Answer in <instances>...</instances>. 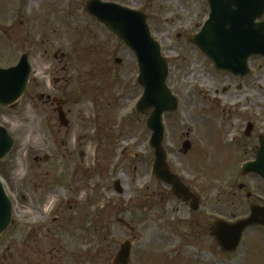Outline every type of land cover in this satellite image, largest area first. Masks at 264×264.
<instances>
[{"label":"rangeland","instance_id":"1","mask_svg":"<svg viewBox=\"0 0 264 264\" xmlns=\"http://www.w3.org/2000/svg\"><path fill=\"white\" fill-rule=\"evenodd\" d=\"M87 1L0 0V68L16 66L24 54L32 66L18 107H0V126L15 140L2 162L13 222L1 254L18 264L23 249L40 242L35 246L56 264H103L105 253L131 242L134 264H264V230H248L237 254L224 256L154 177L147 118L134 113L142 95L135 58L85 12ZM103 1L142 9L170 64L168 86L180 109L165 124V151L173 173L201 199L193 217L212 226L250 214L238 184H248L250 193L262 186L240 171L264 136V63L255 62L247 80L236 79L190 43L207 19L208 0ZM54 94L70 100L68 128L39 101ZM187 140L192 148L183 154ZM257 241L259 253L251 244Z\"/></svg>","mask_w":264,"mask_h":264},{"label":"water","instance_id":"2","mask_svg":"<svg viewBox=\"0 0 264 264\" xmlns=\"http://www.w3.org/2000/svg\"><path fill=\"white\" fill-rule=\"evenodd\" d=\"M211 14L202 32L191 39L215 65L216 70L226 71L235 76H249L248 61L253 56L264 57V23L256 20L264 15V0H209ZM85 10L100 23L112 31L132 51L139 66L138 84L144 94L136 107L138 116H147L154 112L148 126L153 131L151 147L155 151L154 176L172 187L174 195L189 203L193 195L174 174L167 164V155L163 148L165 130L163 116L178 111V100L167 86L169 67L163 58L160 45L152 38L147 16L142 12L125 8L101 0H89ZM120 63V60L117 61ZM32 66L27 54L23 55L17 66L0 68V106L15 108L24 96ZM57 102V101H56ZM60 122L69 125L63 108L58 109ZM248 127V134L252 131ZM15 141L6 128L0 127V161L13 149ZM191 144H184L185 153ZM49 157L45 158V162ZM255 173L264 181V140L255 162L245 164L242 174ZM116 190L122 193L121 184ZM192 209H199V200L194 199ZM12 203L0 182V236L11 226ZM264 227V208L254 206L249 217L235 223L216 220L211 228L212 237L225 253H235L241 243L244 232L251 227ZM132 246L130 242L122 245L115 264H129Z\"/></svg>","mask_w":264,"mask_h":264},{"label":"flooded vegetation","instance_id":"3","mask_svg":"<svg viewBox=\"0 0 264 264\" xmlns=\"http://www.w3.org/2000/svg\"><path fill=\"white\" fill-rule=\"evenodd\" d=\"M130 8H133V7H130ZM137 9H139V8H137ZM206 11H208V15H209V13H210V6H209V2H208V8L206 9ZM208 15H207V18H208ZM149 19V18H148ZM256 23L257 24H263L264 23V15L260 18V19H258V20H256ZM100 26H101V29L103 30H105V32L107 31L108 33H110V34H112L110 31H108L107 30V28L104 26V25H102V24H99ZM114 37H116L114 34H112ZM117 38V37H116ZM118 39V38H117ZM119 40V39H118ZM119 42L122 44V46L123 47H125V49L123 50V51H121V53H123V52H125V50L127 49L129 52H130V54H131V56L133 55V53L128 49V47L122 42V41H120L119 40ZM196 47V46H195ZM197 49H198V47H196ZM199 50V49H198ZM115 52H117V49L115 50ZM111 57H114L113 59H115V63L116 64H118L117 63V61L118 60H120V63L118 64V65H120V64H123V61H122V59L121 58H116V56H111ZM133 57H134V55H133ZM135 58V57H134ZM126 60H128V59H126ZM255 62H262V63H264V58L262 57V56H254V57H252L251 59H250V61H249V66H250V76L252 75V70H254L255 69V66H254V63ZM251 63H252V66H251ZM170 65V64H169ZM135 68H136V70H135V75L138 73V75H137V78L135 79L136 80V83H137V80H138V76H139V69H138V65H137V62H136V58H135ZM226 74H229V75H231V76H233L234 78H236V79H241V80H247L248 78H241V77H236V76H234L233 74H231V73H228V72H225ZM61 83V81H60V79L59 80H57L56 82H55V87L53 88V91L54 92H56L57 90H56V87L59 85ZM136 83H135V85H134V87H131V90L133 91V93H135L136 92V90H137V85H136ZM140 90H142L141 88H140ZM139 90V91H140ZM143 92V91H142ZM39 101L43 104V105H45V106H51L52 108H54L55 109V111L57 112V114H58V108H60V107H62L63 108V111H64V114L66 115V119L68 120V114H69V112L70 111H66V108L70 105V100L69 99H67V98H65V97H63V96H58V95H56V94H54V96L52 97L51 95H49V96H40V98H39ZM57 101V102H56ZM179 101V100H178ZM53 109V110H54ZM179 109H180V102H179ZM12 110V109H11ZM179 112V111H178ZM178 112L176 113V114H178ZM152 114H153V110L151 109L150 111H149V115L146 117L147 118V123H146V128H147V137H148V139H149V146L151 147V141H152V137H153V131H152V129H150V127L148 126V123H149V120H150V118H151V116H152ZM176 114H166L165 116H164V125L166 124V122L168 121V120H173V118H174V116H176ZM58 119H59V117H58ZM69 121V120H68ZM70 122V121H69ZM59 123L61 124V127H63L62 126V123L60 122V120H59ZM70 126V125H69ZM68 126V127H69ZM67 127V128H68ZM65 128V127H64ZM253 129H254V126H253V128H252V131L248 134V131L246 132V135L247 136H251L252 135V133H253ZM171 131V130H170ZM189 136V135H188ZM174 139H173V142L174 143H176L177 142V140H178V137L177 136H175V137H173ZM264 140V136H260L259 137V145H261V140ZM186 142H190V141H186ZM168 143H170V141H167V130H166V127H165V136H164V143H163V145H164V149H165V146H167V144ZM191 143V142H190ZM191 148H192V144H191ZM191 150V149H190ZM254 150H256L255 151V153H252V155L250 156V158H249V160H247V161H245V163L244 164H247V163H249V162H253V161H255L256 160V158H257V154H258V152H259V148L257 147V148H254ZM190 152V151H189ZM167 154V153H166ZM184 154V153H183ZM81 157H83V155L81 156ZM167 157H168V155H167ZM38 161V160H37ZM243 164V165H244ZM170 167V166H169ZM2 168H4L3 167V165H2V162H0V180L2 181V183L4 184L5 182H6V178H5V172L3 171V169ZM241 169H242V167H241ZM5 171H6V169H4ZM170 170H171V172L173 173V171H172V169H171V167H170ZM4 173V175H3V173ZM240 173H241V177L242 178H248V177H254V179H255V181H260L261 182V184H262V186L261 187H259V186H255V188H254V193H250V192H248V188H249V185L248 184H238V189H239V191H238V193L240 194V193H242V192H247V194H246V196H247V198H246V200H247V202H248V204H249V202H251V205L249 206V208L251 209V207L252 206H264V182H263V180L258 176V175H256V174H248V175H243L242 174V171H240ZM175 174V173H174ZM175 175H177V174H175ZM178 176V175H177ZM180 179H181V181L183 182V184L190 190V192L194 195V197H193V199L191 200V202H194V199H195V197H197V198H199L198 196H197V193L194 191V190H192L191 189V187L190 186H188L187 184H186V182H185V180L183 179V178H181L180 176H178ZM14 181H13V179H12V183H11V185L12 186H14V183H13ZM238 183V182H237ZM165 186L169 189V191H170V193H172V191H171V187L170 186H168V185H166L165 184ZM263 192V193H262ZM261 198V199H260ZM200 199V198H199ZM180 201V200H179ZM181 202V204L184 206V208H186V209H190V211H189V216H190V218H191V223H190V225H193V223H195L196 224V226H197V229H198V232H199V234L198 235H204V238L206 239V240H208L210 243H211V245L212 246H215V245H217V242H216V240L212 237V235H211V226H210V221H209V218L208 219H206V217H204V222H202V221H200L199 219H197L196 220V218H194L193 216H195V215H197V214H199V211H200V208H202V206H201V199H200V208H199V210L198 211H191L192 210V205H191V202H189V203H185V202H183V201H180ZM246 204V203H245ZM249 215V214H248ZM248 215H245L244 217H247ZM244 217H241V218H244ZM241 218H239V219H241ZM236 220H238V219H236ZM236 220H231V222H234V221H236ZM127 228H130V226H128V225H126V223L125 222H122ZM250 230H264V228H262V227H256V228H251ZM247 233V232H246ZM245 233V234H246ZM244 234V235H245ZM44 239H47V238H44ZM0 240H2V237L0 238ZM29 240H32V238H29ZM36 240H38L37 238H36ZM38 243H40V242H35L34 244H31L30 246H28V247H26V249L24 250L23 249V252L22 253H20L19 255H18V258H19V262H18V264H56V262H55V260H56V258H54V256L51 254V253H46V252H44V250H42L41 248H38V247H36L35 245L36 244H38ZM22 244H25V243H22ZM27 244V243H26ZM242 244V243H241ZM251 244H253L254 246H255V249L258 251V253H259V247H258V245L260 244L259 243V241H257L256 243L255 242H251ZM33 245V246H32ZM41 245H42V243H41ZM252 245V246H253ZM218 246V245H217ZM254 246L252 247V248H254ZM2 248H3V246H2ZM2 248H0V264H9V259H8V256H7V252H5V254L3 253V254H1V250H2ZM241 248V245H240V247H239V249ZM238 249V250H239ZM60 250V249H59ZM119 250L120 249H118L117 251H116V253L115 254H110V255H107L106 253L103 255V264H115L114 262H115V259H116V257H117V255H118V252H119ZM52 251H55V249H52ZM238 252V251H237ZM237 252L236 253H223L224 254V256H233V255H236L237 254ZM27 255V256H26ZM259 255V254H258ZM49 257V258H48ZM177 259H179L178 257L177 258H175L174 260H177ZM134 259H133V247H132V256H131V261H130V263L129 264H134V261H133ZM163 260H167V259H163ZM169 260H173L172 258H170ZM56 261H59V259H57ZM255 262H254V259H251V261H250V264H254ZM59 264H63L62 262L61 263H59ZM156 264H159V263H156Z\"/></svg>","mask_w":264,"mask_h":264},{"label":"bare ground","instance_id":"4","mask_svg":"<svg viewBox=\"0 0 264 264\" xmlns=\"http://www.w3.org/2000/svg\"><path fill=\"white\" fill-rule=\"evenodd\" d=\"M134 113L136 114V111Z\"/></svg>","mask_w":264,"mask_h":264}]
</instances>
